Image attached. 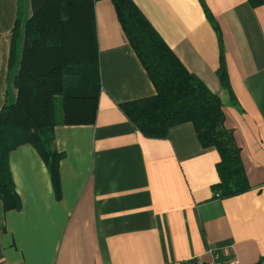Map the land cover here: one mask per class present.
Segmentation results:
<instances>
[{
  "label": "crops",
  "instance_id": "crops-1",
  "mask_svg": "<svg viewBox=\"0 0 264 264\" xmlns=\"http://www.w3.org/2000/svg\"><path fill=\"white\" fill-rule=\"evenodd\" d=\"M24 1V4H23ZM186 69L223 104L250 186L219 196L220 154L187 121L144 135L122 104L156 94L111 0H95L100 90L95 120L57 124L59 192L30 144L10 152L21 208L0 202V264H197L229 247L235 264H264V3L133 0ZM30 0H0V110L15 103ZM21 27L25 19L21 18ZM224 50L228 84L218 69ZM13 56V64L12 61Z\"/></svg>",
  "mask_w": 264,
  "mask_h": 264
},
{
  "label": "trees",
  "instance_id": "trees-1",
  "mask_svg": "<svg viewBox=\"0 0 264 264\" xmlns=\"http://www.w3.org/2000/svg\"><path fill=\"white\" fill-rule=\"evenodd\" d=\"M32 13L21 27L22 12L13 31V43L23 35L17 100L0 110V202L4 210L21 208L10 170L9 154L30 144L45 160L59 192V160L53 148L57 124H85L95 120L100 90L95 0H30ZM118 19L156 88V94L122 104L127 117L144 135L166 137L174 125L190 121L204 147L220 154L219 196L246 190L240 150L224 124L223 104L182 64L133 0H111ZM252 5L264 0H250ZM10 64H13V56ZM218 75L228 84L224 50Z\"/></svg>",
  "mask_w": 264,
  "mask_h": 264
},
{
  "label": "built area",
  "instance_id": "built-area-1",
  "mask_svg": "<svg viewBox=\"0 0 264 264\" xmlns=\"http://www.w3.org/2000/svg\"><path fill=\"white\" fill-rule=\"evenodd\" d=\"M210 253L212 255L211 260L207 263L203 262L202 260L198 259L197 264H225L224 256L229 255V247L225 246L221 249H210ZM236 260L230 259L227 264H235Z\"/></svg>",
  "mask_w": 264,
  "mask_h": 264
},
{
  "label": "rangeland",
  "instance_id": "rangeland-1",
  "mask_svg": "<svg viewBox=\"0 0 264 264\" xmlns=\"http://www.w3.org/2000/svg\"><path fill=\"white\" fill-rule=\"evenodd\" d=\"M23 4H24V1H23ZM23 11H24V9L22 8V17L25 19V20H27V18L29 17L28 15H26V13L24 12L23 13ZM31 13H32V10H31ZM31 13H30V15H31Z\"/></svg>",
  "mask_w": 264,
  "mask_h": 264
}]
</instances>
